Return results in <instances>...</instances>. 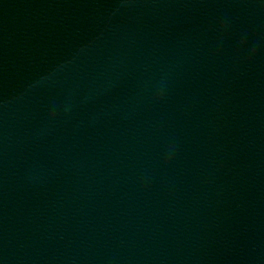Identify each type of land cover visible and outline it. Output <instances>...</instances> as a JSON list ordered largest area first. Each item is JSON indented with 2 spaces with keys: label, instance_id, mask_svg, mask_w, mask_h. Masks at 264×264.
I'll return each instance as SVG.
<instances>
[{
  "label": "water",
  "instance_id": "95a60500",
  "mask_svg": "<svg viewBox=\"0 0 264 264\" xmlns=\"http://www.w3.org/2000/svg\"><path fill=\"white\" fill-rule=\"evenodd\" d=\"M0 264H264V0H0Z\"/></svg>",
  "mask_w": 264,
  "mask_h": 264
}]
</instances>
